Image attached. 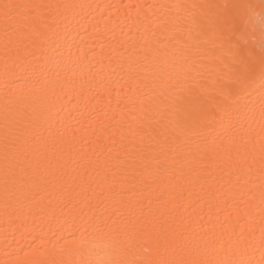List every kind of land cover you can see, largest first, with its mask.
<instances>
[{
	"label": "snow or ice",
	"instance_id": "obj_1",
	"mask_svg": "<svg viewBox=\"0 0 264 264\" xmlns=\"http://www.w3.org/2000/svg\"><path fill=\"white\" fill-rule=\"evenodd\" d=\"M86 7L0 0L5 197L60 233L22 264H264V0L138 4V35L91 59ZM101 87L115 109L85 96ZM100 129L103 160L81 147ZM186 195L217 224L186 219Z\"/></svg>",
	"mask_w": 264,
	"mask_h": 264
},
{
	"label": "bare ground",
	"instance_id": "obj_2",
	"mask_svg": "<svg viewBox=\"0 0 264 264\" xmlns=\"http://www.w3.org/2000/svg\"><path fill=\"white\" fill-rule=\"evenodd\" d=\"M37 3H59V4H80L87 6L83 10H77L80 15L77 17L79 24H75L73 35L79 31L84 37V42L88 45L84 47L83 52L88 59H91L90 52L94 51L97 56L101 53V41L105 42V51H107L106 44L115 35L116 39L124 40L129 36L136 37L135 21L138 16L145 14V9H137L138 4H152L167 2V0H35ZM131 5L132 7H126ZM85 28L87 32H85ZM99 37V39L89 40L88 37ZM79 56L80 49H74ZM5 52L3 47L2 36H0V133L3 127V74L5 67ZM85 96L95 97L93 104L97 108H104L106 110L116 108V93L115 90L111 96V103H109V96L107 92L101 88H91L85 90ZM63 102L72 109L75 104V94L69 91L64 95ZM104 119L103 115L100 116ZM111 121H106L110 124ZM104 129L97 131L95 136L81 141V147L88 153L92 159L99 158L103 160L107 155V149L112 146L111 131L104 135ZM95 150V151H93ZM3 152L0 148V264H22V262L37 258L33 253V249L39 248L41 252L44 251L45 242L55 241L60 233L56 231L57 225L55 221L42 217L37 209L30 206L29 201L24 196H16L9 193L6 199L4 193L3 181ZM220 173L217 177L220 178ZM229 180L228 174L224 173L222 183L227 184ZM196 191H200L197 187ZM226 191V189H221ZM197 200L193 197L191 200L183 201L184 207L181 209L182 215L190 220L193 224L200 220L203 215V223L208 224L211 228L217 224L215 218L212 222L207 218V205L205 200ZM258 202V201H257ZM254 215L257 220L260 218V208L255 209ZM223 220V216L220 217ZM56 231V235L53 232ZM256 240L259 241V229L255 233ZM51 247L50 244L46 245ZM27 254V255H26ZM254 261L260 260V251L256 250L254 255L250 257Z\"/></svg>",
	"mask_w": 264,
	"mask_h": 264
}]
</instances>
